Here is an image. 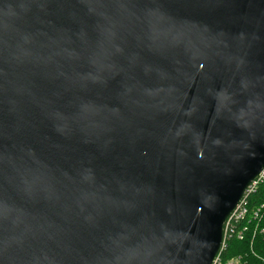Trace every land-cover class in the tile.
<instances>
[{
  "label": "water",
  "instance_id": "water-1",
  "mask_svg": "<svg viewBox=\"0 0 264 264\" xmlns=\"http://www.w3.org/2000/svg\"><path fill=\"white\" fill-rule=\"evenodd\" d=\"M264 170V0H0V264H214Z\"/></svg>",
  "mask_w": 264,
  "mask_h": 264
},
{
  "label": "trees",
  "instance_id": "trees-1",
  "mask_svg": "<svg viewBox=\"0 0 264 264\" xmlns=\"http://www.w3.org/2000/svg\"><path fill=\"white\" fill-rule=\"evenodd\" d=\"M261 206H264V183L250 196L249 213L238 227H247L248 231L242 240L236 236L229 240L227 248L220 255L221 264L238 259L242 264H264V208L258 217L253 213Z\"/></svg>",
  "mask_w": 264,
  "mask_h": 264
},
{
  "label": "built area",
  "instance_id": "built-area-1",
  "mask_svg": "<svg viewBox=\"0 0 264 264\" xmlns=\"http://www.w3.org/2000/svg\"><path fill=\"white\" fill-rule=\"evenodd\" d=\"M263 183H264V170L260 173L258 178L249 185V187L247 188L241 202L236 207V209L230 214V216L227 218V220L224 224L222 248H221V251H220L218 257L216 258L214 264H221L220 255H221L222 251L227 248L228 242L232 237L236 236L240 240H242L244 238L246 232L248 231L247 227H245L243 229L242 228L239 229L238 227L244 221V219L246 218V216L249 213L248 204H249L250 196L253 195L254 193H256L258 188ZM263 208H264V206H261L258 210H255L253 212L255 217H258L260 210ZM235 261H238L240 264H242L239 259L235 260ZM231 262H233V261H231ZM231 262H229V263H231Z\"/></svg>",
  "mask_w": 264,
  "mask_h": 264
},
{
  "label": "rangeland",
  "instance_id": "rangeland-1",
  "mask_svg": "<svg viewBox=\"0 0 264 264\" xmlns=\"http://www.w3.org/2000/svg\"><path fill=\"white\" fill-rule=\"evenodd\" d=\"M229 264H240L238 261H233V262H231V263H229Z\"/></svg>",
  "mask_w": 264,
  "mask_h": 264
}]
</instances>
